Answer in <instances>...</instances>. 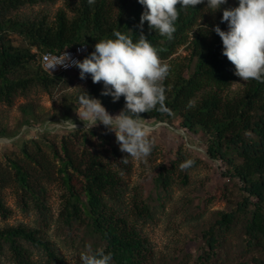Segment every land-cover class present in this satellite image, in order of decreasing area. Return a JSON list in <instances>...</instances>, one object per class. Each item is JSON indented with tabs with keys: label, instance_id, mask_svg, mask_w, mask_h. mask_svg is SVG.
Masks as SVG:
<instances>
[{
	"label": "trees",
	"instance_id": "trees-1",
	"mask_svg": "<svg viewBox=\"0 0 264 264\" xmlns=\"http://www.w3.org/2000/svg\"><path fill=\"white\" fill-rule=\"evenodd\" d=\"M56 1L0 0V103L12 106L19 96H26L34 87L51 93L62 75H69L70 72L49 74L41 62L44 52L62 54L87 45L88 53L83 60L95 50L97 41L111 38L114 31L129 35L133 41L142 33L167 63L169 73L162 82L167 111L157 106L139 115L146 122L169 125L178 122L186 132L204 138L207 155L225 166V177L239 182L244 197L237 212L246 218L248 244L257 246L264 255V80L245 81L242 89L230 92L241 78L234 74L235 66L222 55L221 38L213 31L217 25L227 31V24L220 23L222 11L215 13L217 10L206 8V4L179 9L178 4L179 16L171 39L152 31L147 23L140 27L144 9L138 0H95L94 4L88 0H67L52 23L46 16L20 19L14 15L25 6ZM17 36L27 46L15 45ZM182 48L184 55L175 57ZM74 71L80 77V70ZM84 81L86 86L76 96L66 98V110L51 121L70 119L71 111L81 109L79 98L83 91L99 99L111 114L124 109L123 97L114 103L111 96L101 95L103 82L93 83L90 74ZM190 101L192 107L188 106ZM10 136L5 128H0V138ZM51 150L59 164L63 222L69 227L78 223L96 233L104 242L100 251L111 253V264H152L151 244L138 226L139 218L152 216L148 200L135 191L127 214L108 202L122 199L123 173L133 171V157L120 150L115 134L103 125L98 129L84 127L63 137L59 146L53 145ZM158 152L154 144L153 156ZM26 160L36 162L28 153ZM187 160L193 164L182 169L180 165ZM8 162L21 202L30 200L44 210L46 193L38 186L30 165L12 159ZM199 164L184 148L177 150L174 159L163 153L161 161L155 163L157 190L166 192L176 184L187 186L191 170ZM3 190L4 180L0 176V218L6 219L13 209L7 205ZM220 216L216 225L230 229L235 212H221ZM215 229L209 228L204 234L209 249L197 264L213 260L218 250ZM32 248L43 250L50 264L65 263L54 244L38 230L23 224L0 228V256L8 252L14 264H34Z\"/></svg>",
	"mask_w": 264,
	"mask_h": 264
},
{
	"label": "rangeland",
	"instance_id": "rangeland-1",
	"mask_svg": "<svg viewBox=\"0 0 264 264\" xmlns=\"http://www.w3.org/2000/svg\"><path fill=\"white\" fill-rule=\"evenodd\" d=\"M65 1L67 0L28 5L14 12V15H18L20 19L46 16L52 23L58 11L64 7ZM227 6L237 7V0H228L224 7ZM14 40L17 46H27L22 37L17 36ZM180 55H184L183 48L175 57ZM68 74L62 75L51 93L41 87H34L26 96H19L12 106L0 103V128H5L11 135L0 138V176L4 180L5 201L13 209L9 218H0V228L23 224L38 230L41 236L54 244L65 260L64 264H81L82 254H93L101 250L104 242L86 226L74 223L69 227L60 215L59 164L54 160L51 147L59 146L62 138L73 131L84 129V122H87L81 107L71 111L70 119L76 124V129L57 128L52 124L64 121L51 120L66 110L65 99L76 96L86 86V82L75 71ZM244 85L245 81L241 79L233 84L230 92L239 91ZM147 123L153 127L159 125L149 137L159 148V152L155 156L151 152L143 159L133 158V171L130 174L123 173L125 192L122 199H108V202L127 214L130 213L135 191L148 200L152 216L148 219L139 218L138 226L151 244L152 264H197L199 257L209 249L204 234L212 227H216L218 250L208 264H264V255H261L259 248L248 244L246 218L237 212L244 197L240 184L225 177V166L207 155L204 138L186 132L179 127L178 122L174 125ZM179 148L186 149L200 164L191 170L187 186L176 184L166 192L157 190L154 183L156 161H161L163 153L174 159ZM26 153L36 162L26 160ZM9 159L30 165V171L37 176L38 186L46 193L44 210L38 209L30 200L21 202L16 194L18 186L14 182ZM221 212H235L236 219L230 229L216 225ZM32 249L34 264H50L43 250ZM0 264H14L12 255L7 252L0 256Z\"/></svg>",
	"mask_w": 264,
	"mask_h": 264
},
{
	"label": "clouds",
	"instance_id": "clouds-1",
	"mask_svg": "<svg viewBox=\"0 0 264 264\" xmlns=\"http://www.w3.org/2000/svg\"><path fill=\"white\" fill-rule=\"evenodd\" d=\"M88 3L94 4L95 0H88ZM138 3L144 9L140 27L147 23L152 31L169 39L175 32L179 9L206 4V8L217 10L215 13L222 11L220 23L227 24V31L221 30L219 25L213 29L221 38L222 55L235 66L234 74L243 81L264 80V0H237L238 6L231 8H223L228 0H138ZM94 48L82 61L65 52L50 69L75 66L80 70V79L85 80L90 74L93 83L103 82L101 95L111 96L114 103L123 97L124 109L113 116L99 99L83 91L79 102L87 121H83L85 129L103 125L115 134L122 152L136 159L146 158L154 147L150 134L159 125L153 127L139 114L157 106L167 111L164 108L166 89L162 82L169 73V66L142 33L133 41L129 35L114 31L111 38L97 41ZM188 106H193L191 101ZM52 124L67 130L77 128L71 119ZM192 164V160H187L180 167L185 169ZM111 260V253L100 250L81 256V264H111Z\"/></svg>",
	"mask_w": 264,
	"mask_h": 264
},
{
	"label": "built area",
	"instance_id": "built-area-1",
	"mask_svg": "<svg viewBox=\"0 0 264 264\" xmlns=\"http://www.w3.org/2000/svg\"><path fill=\"white\" fill-rule=\"evenodd\" d=\"M71 58L77 59L82 61V58L88 53V46L87 45H79L75 48L69 49L65 51ZM64 52V53H65ZM64 53L62 54H54L52 52H44L41 54V62L43 68L52 75H57L61 73H67L74 71L76 69L75 66L64 68L61 66H55L54 68L50 69L56 62L58 58H60Z\"/></svg>",
	"mask_w": 264,
	"mask_h": 264
}]
</instances>
